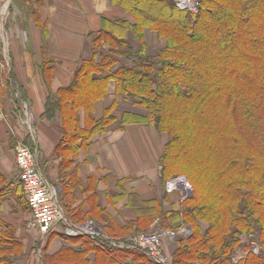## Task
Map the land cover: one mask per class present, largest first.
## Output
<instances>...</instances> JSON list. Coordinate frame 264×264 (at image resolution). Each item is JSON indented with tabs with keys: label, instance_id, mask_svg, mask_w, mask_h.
<instances>
[{
	"label": "crops",
	"instance_id": "obj_1",
	"mask_svg": "<svg viewBox=\"0 0 264 264\" xmlns=\"http://www.w3.org/2000/svg\"><path fill=\"white\" fill-rule=\"evenodd\" d=\"M105 20L136 24L117 0H13L0 14V249L12 264H159L139 250L109 243L161 227L166 215L174 219L170 214L180 206L182 189L170 192L172 178L163 174L167 134L140 120L146 109L118 93L114 80L91 110H76V128L86 127L87 115L100 120L110 110L115 118L88 139L65 135L62 112L47 111L48 101L56 100L77 69L93 59ZM127 37L141 48L130 28ZM144 42L152 56L167 44L149 27ZM66 108L68 113L72 105ZM18 143L34 151L69 221L93 220L108 244L76 234L64 223L49 234L40 231L20 179ZM172 221L180 225L179 219ZM182 238L164 243L171 261Z\"/></svg>",
	"mask_w": 264,
	"mask_h": 264
},
{
	"label": "trees",
	"instance_id": "obj_2",
	"mask_svg": "<svg viewBox=\"0 0 264 264\" xmlns=\"http://www.w3.org/2000/svg\"><path fill=\"white\" fill-rule=\"evenodd\" d=\"M117 1L136 24L105 20L93 59L48 101L47 111L62 112L65 135L88 139L115 118L110 110L100 120L87 115L86 127L76 128V110H91L114 80L118 93L146 109L140 120L170 136L163 174L175 178L192 167V180L203 187H195L198 194L182 210L171 211L172 220L183 218L192 229L172 264H264V155L255 147L264 144V0H198L197 13L181 9L178 0ZM146 27L166 38L155 56L144 42ZM129 28L139 50L127 37ZM255 227L259 256L241 240ZM239 249L249 253L235 261ZM0 264H12L1 249Z\"/></svg>",
	"mask_w": 264,
	"mask_h": 264
},
{
	"label": "built area",
	"instance_id": "obj_3",
	"mask_svg": "<svg viewBox=\"0 0 264 264\" xmlns=\"http://www.w3.org/2000/svg\"><path fill=\"white\" fill-rule=\"evenodd\" d=\"M12 1L0 0V14ZM177 4L181 9H190L195 13L198 12V0H178ZM15 158L34 223L41 232L49 234L60 223H64L76 234L88 235L92 239L100 241V243L108 244L93 222L73 225L69 221L65 209L59 203L55 192L51 189L39 169L34 151L28 145L18 143L15 149ZM167 185L170 192L182 189V200L187 198V195L193 191L192 184L184 175L169 180ZM180 235L189 237L191 229L188 226H181L177 230L134 233L129 235L124 242L111 241L109 244L111 246H125L139 250L145 253L152 261L159 264H172V261L164 252V243L166 240H174ZM251 249L256 254L260 253L258 243H252ZM239 254L241 255L238 256ZM247 254V251L240 249L234 260H243Z\"/></svg>",
	"mask_w": 264,
	"mask_h": 264
},
{
	"label": "rangeland",
	"instance_id": "obj_4",
	"mask_svg": "<svg viewBox=\"0 0 264 264\" xmlns=\"http://www.w3.org/2000/svg\"><path fill=\"white\" fill-rule=\"evenodd\" d=\"M256 77V76H255ZM257 79V78H256ZM221 110V109H220ZM224 113V112H223ZM218 114H219V116H221L222 115V113H220V112H218ZM223 115L221 116V117H219L220 119L222 118L223 119ZM221 119V120H222ZM220 120V121H221ZM167 138H168V140L170 139V136L169 135H167ZM255 147H258V149H261L262 151H263V155H264V144H262V143H260V144H255ZM257 152H258V150H256ZM261 156V155H260ZM261 157H263V156H261ZM209 165H210V162L208 163ZM191 169H192V167L190 168V170H186L185 172H181L180 174H179V176L177 175L175 178H177V177H180V176H182V175H184V176H186L187 177V179L190 181V183L192 184V186L194 187L193 188V191L191 192V193H189L188 195H187V198H185L184 200H182V195H183V192H182V195H181V197H180V206L178 207V208H176L175 210H177V211H179L180 209L182 210V208H183V204H184V201L186 200V199H188V198H191V197H193L194 196V194L195 193H197L198 194V192L195 190V187H197V189L198 190H200V191H202L201 189H203V187L202 186H200L201 185V183L200 182H194L193 180H192V172H191ZM175 178H172V179H175ZM168 182V181H167ZM177 190H181V189H177ZM182 212V211H181ZM182 214L183 213H181V216L180 217H182ZM89 222H93L94 224H95V226L98 228V230L101 232V229H100V227H98V225L93 221V220H89V221H87V222H85V223H80V224H87V223H89ZM161 222H163V225L161 226V227H154V228H147V229H144V230H142L143 232H158V231H162V230H177L178 229V227H181V226H187V224L186 223H184L183 222V220H182V218H180V220L178 221L179 222V226H178V223L175 221H172V220H170V219H168V215H166L162 220H161ZM201 225L203 226V228H205V227H207L208 226V224L206 223V222H202L201 223ZM260 232H261V230H260V228L259 227H255L254 228V230L253 231H251V232H249V233H246V234H244V235H242L241 236V240L243 241V244L244 245H247V246H250V248H251V246H252V243L253 244H257L258 243V245H259V247H260V253H255L256 255H262L263 254V251H262V249H261V246H260ZM87 236V235H86ZM186 238V237H185ZM97 242H99L100 243V241H97ZM240 250V249H239ZM238 250V251H239ZM243 250H245V249H243ZM252 250V249H251ZM237 251V252H238ZM248 252V250H245V252ZM249 253V252H248ZM247 256H248V254H247ZM246 256V257H247ZM246 259V258H245ZM240 261V260H239ZM197 264V263H196Z\"/></svg>",
	"mask_w": 264,
	"mask_h": 264
}]
</instances>
